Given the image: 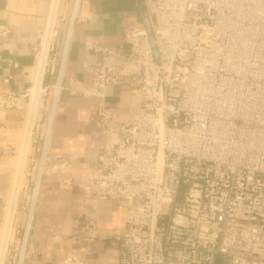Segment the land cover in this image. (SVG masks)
<instances>
[{
	"label": "built area",
	"instance_id": "2783aa9c",
	"mask_svg": "<svg viewBox=\"0 0 264 264\" xmlns=\"http://www.w3.org/2000/svg\"><path fill=\"white\" fill-rule=\"evenodd\" d=\"M147 9L158 61L135 26L118 47L93 46L103 62L72 91L100 100L92 182L126 207L111 241L120 264H264V0H147ZM124 79L142 102L116 130L105 90ZM27 99L2 93L0 109ZM81 233L89 247L102 235L94 217Z\"/></svg>",
	"mask_w": 264,
	"mask_h": 264
},
{
	"label": "crops",
	"instance_id": "0c3cea01",
	"mask_svg": "<svg viewBox=\"0 0 264 264\" xmlns=\"http://www.w3.org/2000/svg\"><path fill=\"white\" fill-rule=\"evenodd\" d=\"M55 4L56 0H0V26L9 29L7 36L0 30V94H25L36 86L55 15L4 264H18L75 0ZM147 23L154 24L147 0H79L23 264H69L67 258L72 254L81 264H120L111 241L124 229L126 207L121 200L98 197L92 182L104 139L100 100L72 91L90 84V69L103 62V54L93 46L118 47L131 28L146 29ZM105 95L113 111L112 124L120 130L140 108L141 90L124 79L108 86ZM30 116L25 108L0 109V256ZM57 159L69 160V167L63 172L51 170L49 165ZM68 179L70 185L65 183ZM93 217L102 235L89 247L82 240L81 228Z\"/></svg>",
	"mask_w": 264,
	"mask_h": 264
},
{
	"label": "water",
	"instance_id": "95a60500",
	"mask_svg": "<svg viewBox=\"0 0 264 264\" xmlns=\"http://www.w3.org/2000/svg\"><path fill=\"white\" fill-rule=\"evenodd\" d=\"M78 6H79V0H75V4H74L73 11H72L68 32H67V37H66V41H65V45H64V50H63V54H62V60H61V64H60L58 78H57L56 86H55V88L53 90V94H52V102H51V107H50V111H49V115H48L47 126H46L45 135H44L43 146H42L41 154H40V158H39V163H38V167H37L34 187H33L32 195H31L28 220H27V225H26L24 236H23V240L21 243L18 264H23L27 245H28L29 232H30V228H31V224H32L33 213H34L37 197H38L40 186H41V181H42L44 170H45L46 161H47L49 140H50V136H51V131H52V127H53L55 113L57 110L61 80H62V76H63L64 69H65V62H66V58H67L69 42H70L73 27H74L75 19H76ZM146 31H147L148 36H149V40H150V43L152 46V50H153L155 60L158 61V54H157V50H156V46H155L153 30H152V26L150 23H147Z\"/></svg>",
	"mask_w": 264,
	"mask_h": 264
},
{
	"label": "bare ground",
	"instance_id": "6f19581e",
	"mask_svg": "<svg viewBox=\"0 0 264 264\" xmlns=\"http://www.w3.org/2000/svg\"><path fill=\"white\" fill-rule=\"evenodd\" d=\"M56 4H57V0H56ZM56 4H55V7H56ZM54 20H55V15L52 16L51 24L49 27L47 40H46L44 53H43V58H42V63H41V68H40V74H39L37 84H36V86L33 87V89H29V91H28L29 100L27 102L25 109H28V111L30 110L31 116L29 119L27 133H26L25 142H24L23 150H22V154H21V160H20V164H19V169H18V173H17L16 186H15V191L13 194V200L11 203V209H10V214H9V218H8V223H7L6 236L4 238V243H3L1 256H0V264H4V260H5L7 243H8L9 233H10L11 224H12V220H13V213H14L16 198H17V194H18V190H19V186H20V182H21V177H22V173H23V168L25 165L24 163H25V159L27 156V150H28V146H29V142H30V138H31V134H32V128H33V123H34V119H35V112H36L37 104H38V100H39V94H40L41 89H42V78H43L45 66L47 64V54H48L50 43L52 40L51 36H53L52 34L54 33V31H53Z\"/></svg>",
	"mask_w": 264,
	"mask_h": 264
},
{
	"label": "rangeland",
	"instance_id": "374dc122",
	"mask_svg": "<svg viewBox=\"0 0 264 264\" xmlns=\"http://www.w3.org/2000/svg\"><path fill=\"white\" fill-rule=\"evenodd\" d=\"M182 56H184L185 58H187L188 56H189V52L188 51H183V54H182ZM27 100H29V99H27ZM28 102V101H27Z\"/></svg>",
	"mask_w": 264,
	"mask_h": 264
}]
</instances>
